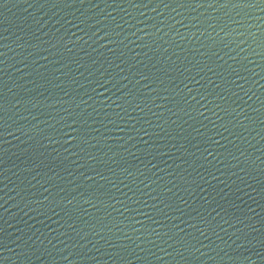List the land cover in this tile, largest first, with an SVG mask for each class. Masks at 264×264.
<instances>
[{
	"label": "water",
	"instance_id": "obj_1",
	"mask_svg": "<svg viewBox=\"0 0 264 264\" xmlns=\"http://www.w3.org/2000/svg\"><path fill=\"white\" fill-rule=\"evenodd\" d=\"M0 264H264V0H0Z\"/></svg>",
	"mask_w": 264,
	"mask_h": 264
}]
</instances>
